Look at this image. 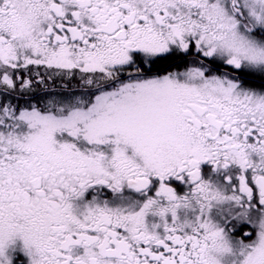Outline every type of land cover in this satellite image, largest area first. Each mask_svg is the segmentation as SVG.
Masks as SVG:
<instances>
[{
	"label": "snow or ice",
	"instance_id": "obj_1",
	"mask_svg": "<svg viewBox=\"0 0 264 264\" xmlns=\"http://www.w3.org/2000/svg\"><path fill=\"white\" fill-rule=\"evenodd\" d=\"M0 264H264V0H0Z\"/></svg>",
	"mask_w": 264,
	"mask_h": 264
}]
</instances>
